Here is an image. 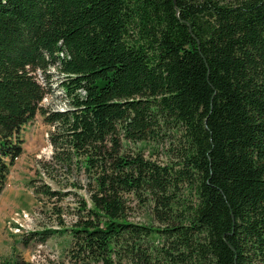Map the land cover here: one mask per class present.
Returning a JSON list of instances; mask_svg holds the SVG:
<instances>
[{
    "label": "trees",
    "instance_id": "trees-1",
    "mask_svg": "<svg viewBox=\"0 0 264 264\" xmlns=\"http://www.w3.org/2000/svg\"><path fill=\"white\" fill-rule=\"evenodd\" d=\"M50 70L65 110L40 107ZM38 113L41 172L71 190L32 194L78 200L69 229L25 244L68 233L74 264H264V0H0V195ZM128 198L158 227L130 222Z\"/></svg>",
    "mask_w": 264,
    "mask_h": 264
},
{
    "label": "rangeland",
    "instance_id": "rangeland-1",
    "mask_svg": "<svg viewBox=\"0 0 264 264\" xmlns=\"http://www.w3.org/2000/svg\"><path fill=\"white\" fill-rule=\"evenodd\" d=\"M50 74L49 83L46 84V95L40 107L46 111L65 110L67 104L62 90L58 86L61 76L57 75L54 70H50ZM35 76L40 84L45 85L40 74L36 73ZM52 132L53 128L44 122L40 113L21 131L23 153L11 168L7 184L0 195V264H8L12 261L19 264H74L73 258L70 256V234L68 233L56 234L43 243L35 239L26 240L27 244L23 242V239L31 232L45 229L66 230L75 221L73 213L77 207L78 197L68 196L62 200L38 202L32 194V184L39 185L40 179L53 189L71 190L63 186L65 184L63 180L60 184H54L41 172L40 163L48 162L52 156V148L48 142ZM153 147L156 145L151 143L147 145L145 157L163 163L165 158L161 153L164 147L158 146L157 153L151 155ZM77 195L86 198L82 190H78ZM128 199L130 207L128 220L130 222L158 227L147 211L138 206L134 199ZM52 206H55L56 209L51 210ZM57 210L61 211L60 219L63 223L61 226L58 224V218L52 212H57ZM16 213H20V215L24 213L30 220L21 217L20 221L25 227L24 231L21 234L13 235L8 230L6 223L11 221L10 218ZM121 264L131 263L125 260ZM155 264H160V262H155Z\"/></svg>",
    "mask_w": 264,
    "mask_h": 264
},
{
    "label": "built area",
    "instance_id": "built-area-1",
    "mask_svg": "<svg viewBox=\"0 0 264 264\" xmlns=\"http://www.w3.org/2000/svg\"><path fill=\"white\" fill-rule=\"evenodd\" d=\"M22 217V219H27L28 221L30 219H28V216L24 213H22L20 215V213H16L15 216H12L10 218L11 221L6 223V226L8 228V230L11 232V234L13 235H18L21 234L24 231V225L22 224V222L20 221V218ZM13 222V223H11Z\"/></svg>",
    "mask_w": 264,
    "mask_h": 264
}]
</instances>
